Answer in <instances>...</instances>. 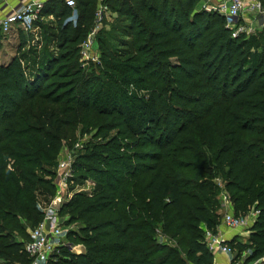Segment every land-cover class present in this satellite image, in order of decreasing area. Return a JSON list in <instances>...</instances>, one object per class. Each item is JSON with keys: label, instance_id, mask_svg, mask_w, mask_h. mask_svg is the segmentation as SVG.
Masks as SVG:
<instances>
[{"label": "trees", "instance_id": "16d2710c", "mask_svg": "<svg viewBox=\"0 0 264 264\" xmlns=\"http://www.w3.org/2000/svg\"><path fill=\"white\" fill-rule=\"evenodd\" d=\"M75 1L44 4L34 63L24 53L0 59V264H31L24 244L45 214L37 193L56 187L44 166L77 123L119 133L78 159L72 179L93 174L95 188L62 203L82 249L47 264H215L205 228L221 223L216 178L237 215L258 211L248 242L228 243L249 249L246 262L262 258L264 44L254 54L251 38L232 36L198 0ZM100 4L119 24L99 30L96 73L78 60ZM5 37L0 27V56ZM129 83L145 92L130 94Z\"/></svg>", "mask_w": 264, "mask_h": 264}, {"label": "built area", "instance_id": "2783aa9c", "mask_svg": "<svg viewBox=\"0 0 264 264\" xmlns=\"http://www.w3.org/2000/svg\"><path fill=\"white\" fill-rule=\"evenodd\" d=\"M70 7H75V0H66ZM44 7V2L40 0H20L17 7L0 16V27L4 32H10L14 25L20 24L23 27L29 28L36 21L40 12ZM99 9L100 17L103 15V10ZM213 11L225 17L226 26L232 31V36H239L244 32L250 31V27L246 24L248 13L264 15V0H217V3L211 7ZM210 10V9H209ZM96 30V29H95ZM93 30L82 43V52L89 54L92 48ZM76 164L72 156H67L58 164L57 185L58 193L55 198L60 197L61 202L65 197L67 184L74 176ZM220 182V186H222ZM223 208L221 225L225 228L236 230L248 225L246 216L237 215L233 212V208L228 201V195L222 191ZM221 193V194H222ZM54 198V200H55ZM53 200V202H54ZM50 209L45 212L43 219L35 226L29 228L30 238L25 242L24 249L32 257L31 264H47L53 257L55 252L60 249H68L76 251L74 243L69 240L67 232L72 229L67 228L62 223L58 216ZM258 214L257 210L251 211V214ZM205 243L210 251L214 254L223 252L233 254L235 248L226 241L222 231L205 228Z\"/></svg>", "mask_w": 264, "mask_h": 264}, {"label": "rangeland", "instance_id": "374dc122", "mask_svg": "<svg viewBox=\"0 0 264 264\" xmlns=\"http://www.w3.org/2000/svg\"><path fill=\"white\" fill-rule=\"evenodd\" d=\"M217 3L216 0H198L197 5H196V9H210V10H214V8L212 9L211 7H213V5H215ZM104 11L103 15L100 17L99 15V9H101ZM106 14V15H105ZM117 13L113 12L111 9L108 8L107 5L104 4H100L98 9H97V14H96V24L95 27L93 28L94 33L93 35V40L94 43L92 44V48L90 50L89 54H85L82 52V46L80 47V51H79V62L84 66H91V68L96 70V73H100V67L102 66V53L100 50V46L99 43L97 41V36L98 33L100 32L99 30L102 31H107V32H112V24H119L115 19H116ZM257 18V19H256ZM73 19H75V17H73ZM116 21V22H115ZM246 24H248V26L250 27V31H246L244 32L242 35H245L248 38H251V40L253 41V53L255 54L261 51V46L264 44V15L263 14H255V13H248L247 16V20L245 21ZM40 29V28H39ZM39 29H37V33H38V37L35 36L34 34H32L31 39H30V43H27V45H25V43H19V41H17V43L13 44L11 42L7 41H3V47L4 48V54H1L0 59L3 60H8L9 56H14L15 54H22L24 53L25 56L27 57V59L24 61L25 63L27 62H32L34 63L37 54L41 53L43 50V43H44V38L41 35V31L39 34ZM121 32V31H120ZM104 34V33H102ZM48 35V34H47ZM118 38H125L126 35L121 34V37H119V35H116ZM111 44L116 45V41L114 39H110ZM83 43V42H82ZM118 44V43H117ZM259 45L258 47H256V45ZM82 45V44H81ZM123 50H127V49H123ZM124 52V51H122ZM125 60V58H124ZM29 64V63H28ZM31 64V63H30ZM131 80V79H130ZM125 90H127L130 94L131 93H138V94H143V92H145V89L143 87H140L139 85L135 84V83H129L128 85H126ZM91 125V126H90ZM84 124V123H77L74 126V132L71 133L70 137L64 140V144L62 145V147L60 148L58 155L56 157V159L53 161L52 164H45L44 168L46 170H51L54 174V179L57 180V170H58V164L59 162H61L63 159H65L67 156H72L73 160L75 162V164H80L79 162V158L81 157L82 154L86 153V152H90L94 147H96L97 145H99L100 143L103 142H108V141H113L114 140V135L116 134L115 132L119 133L118 129H113L110 132H98V129L96 128L95 124ZM117 130V131H116ZM98 132V133H97ZM79 167L77 169H75L74 172V176L72 178H75L78 173H79ZM44 176L46 177H50V175H48L47 173H43ZM216 181L219 183L221 182L220 178H216ZM222 189L221 191H217L218 192V200H217V206H219V210H222L223 208V198H222V190H224V183H222ZM96 185V179L95 176L93 174L87 175V177L83 180L81 179H77V180H70L67 184V189H66V194L64 199L62 200V203H65L72 195L74 192H77L79 190H86V191H92L95 188ZM58 186L56 185L55 187V193L53 195L48 194V192H38V200H39V204L42 208V210L44 212H47L48 210H50L51 208L54 209V213L58 216L59 220L65 224V226L68 228H71L73 230H79V225L76 222H67L69 220V214L68 212H62L61 208H56L53 206V200L56 196V194L58 193ZM222 193V194H221ZM228 195V201L229 204H231L232 208L234 206L233 203V199L232 197ZM233 212L236 214L234 208H233ZM256 213V212H255ZM223 214V213H222ZM241 216H246L248 218V227L250 226V223L256 218V214H251V213H247L246 215H242ZM222 218V216H221ZM221 220V219H220ZM30 225H28L29 228ZM245 227L239 228L241 231L244 230ZM247 229V228H246ZM74 240L70 239L74 245H75V250H81L82 249V244L78 241L75 240L76 237L73 238ZM164 239V238H163ZM162 240V239H161ZM245 242H248V239L246 238L244 240ZM170 244H174V242H169ZM238 252H240V248L235 246V250L234 253L232 254V256H237ZM248 252L249 249L245 248L243 250H241L240 256L238 254V257H247L248 256ZM256 261V262H255ZM249 264H264V256L260 259L257 260H250V262H248Z\"/></svg>", "mask_w": 264, "mask_h": 264}, {"label": "crops", "instance_id": "0c3cea01", "mask_svg": "<svg viewBox=\"0 0 264 264\" xmlns=\"http://www.w3.org/2000/svg\"><path fill=\"white\" fill-rule=\"evenodd\" d=\"M40 1H43L45 4L49 0H40ZM19 3H20V0H0V16L6 14L7 12L11 11L13 8L17 7ZM75 12L77 11L74 9V12H73L74 14L71 16L72 18L73 17L76 18L77 13ZM44 20L46 22H50L52 26H55V23H53L54 21L53 15H47V17H44ZM39 28L40 27L36 25H32L31 27L26 28V27L21 26L20 24H16L13 26L10 32L6 33L4 42L8 40L9 42L16 44L17 41H19V43H21L22 41V43H25V45H27V43L31 42L30 39H31L32 34H34L35 36L38 35L37 29ZM38 31L40 34L41 28ZM1 54H4V48L2 49ZM10 57L12 56H9L8 58ZM218 230L223 232L226 238V241H230L231 239L235 237H237L240 241H243L246 238L248 239L251 233L248 225L245 226L243 231H241L240 229L231 230V229L225 228V226L221 225L220 223V225L218 226ZM214 255H215V264H249L248 262H250V261L246 262L245 257L243 258L238 257V254L237 256H232V254L218 252V253H215Z\"/></svg>", "mask_w": 264, "mask_h": 264}, {"label": "water", "instance_id": "95a60500", "mask_svg": "<svg viewBox=\"0 0 264 264\" xmlns=\"http://www.w3.org/2000/svg\"><path fill=\"white\" fill-rule=\"evenodd\" d=\"M75 13H77V12H75ZM53 206L56 207V208H61L62 207L61 198L60 197L55 198V200L53 202Z\"/></svg>", "mask_w": 264, "mask_h": 264}]
</instances>
